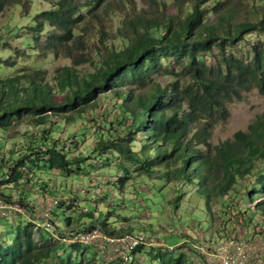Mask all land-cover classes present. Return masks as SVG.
<instances>
[{
	"label": "trees",
	"instance_id": "trees-1",
	"mask_svg": "<svg viewBox=\"0 0 264 264\" xmlns=\"http://www.w3.org/2000/svg\"><path fill=\"white\" fill-rule=\"evenodd\" d=\"M47 1L54 8L38 13L27 28L30 35L40 40L47 20L50 29L46 46L40 44V50L33 48L30 37L23 33L19 37H24L30 49L23 46L21 54L47 49L66 52L73 44L79 47L85 41L89 46L82 54L73 56L71 64L59 67L52 80L42 69L9 76L0 74V130L16 126L13 121L22 123L31 118L41 125L42 132L32 147L48 142L41 158L38 156L41 150L30 154L31 147L22 148L23 158L18 163L15 158L10 167L11 178H3L0 185L25 181L23 170L28 165L31 169L42 166L63 171L82 170L77 176H85L88 175L86 166H93L104 154L108 155L106 162L114 159L122 167V174L113 180L115 185H124L133 175L151 177L156 173L166 184L196 180L205 193L210 215L215 197L237 189L236 196L229 198L228 206L243 215L246 227L254 225L257 216L264 219V118L253 121L246 130H238L232 138L217 144L212 142L216 120L228 117L231 101L241 99L244 92L253 88L264 92V12L255 21L235 22L227 7L230 0H141L152 8L149 15H142L130 10L135 0H122L129 12L116 16L120 26L113 34L106 35L103 25L95 33L89 31L92 26H87L94 17L91 12L106 0ZM170 1L176 6L172 13L167 11ZM11 2L0 0V11ZM209 14L216 18L211 21ZM88 61L94 71L79 74L77 65ZM6 66L11 68L16 64L2 60L0 53V68ZM108 94L120 99L114 104L115 121L106 123V131L102 129L104 135L98 140L86 138L82 146L88 154L77 153L79 158L70 159L65 151L73 150L78 143L72 136L67 139L57 133L51 136L49 130H42L45 127L42 124L47 123L49 114L83 112L100 95ZM52 125H56L55 131L65 129ZM53 128L46 126L45 129ZM27 140L32 142L31 138ZM92 141L94 144L90 145ZM16 165H21V169ZM0 197L9 202L13 195L1 192ZM24 197L23 192L20 202L33 209L32 204L22 200ZM57 200L48 210L45 226H38L37 239L27 229L33 225L29 222L10 243L0 246V264H116L120 261L146 264L149 261L144 252L160 255L158 264H188L187 261L196 259L194 248L191 253L165 247L155 252L156 247L147 248L144 244L131 250V259L110 262L104 256L97 262L98 254L93 251L97 249L92 244L71 243L89 249L77 255L65 253L53 236L55 233L64 236L59 227L64 223L69 225L72 212L66 206L71 201L69 198ZM237 202H242L244 207H237ZM66 210L69 216L64 222L59 212ZM7 212L4 210L0 215V221L22 216L21 212L13 211L10 215ZM227 224L228 221L223 226ZM50 226L55 230L50 231ZM200 231L204 230L198 229L197 234ZM198 238L204 239V235ZM174 252L179 254L171 259L161 258Z\"/></svg>",
	"mask_w": 264,
	"mask_h": 264
},
{
	"label": "rangeland",
	"instance_id": "rangeland-1",
	"mask_svg": "<svg viewBox=\"0 0 264 264\" xmlns=\"http://www.w3.org/2000/svg\"><path fill=\"white\" fill-rule=\"evenodd\" d=\"M152 7L154 8L155 5L152 4ZM227 7L235 22L255 21L264 12V0H230L227 2ZM52 8L54 6L47 0H13L0 11L1 59L16 64L15 67L11 68L7 66L4 69L0 68L1 76L14 75L19 71L33 73L37 69H42L46 72L47 78L52 80L55 71L59 67L71 64L72 57L82 54L85 47L89 46L85 41L79 47L73 44L70 51L66 52L47 49L40 53L21 54L23 46L30 49L28 45H25L24 37H19L23 33L30 37L29 40L32 42L33 48L40 50V44L46 46L47 30L50 29L47 20L45 21L46 29L40 40L30 35L27 28L29 22L38 13ZM167 8L169 13L176 11V6L171 1L167 3ZM130 10L142 15H149L152 12L151 5L141 0L132 1ZM126 12H129V10L122 0H106L104 5L91 12V16L94 17L89 19L87 24L88 28L92 26L91 29L89 28L90 33H95L98 26L103 25L107 30L106 35L113 34L120 26V20L116 16ZM208 18L212 21L216 17L209 14ZM14 27L18 30L14 31ZM11 30L16 34V37L12 36ZM92 58H96V56L92 54ZM94 60H97V58ZM94 69L89 61L77 65L79 74L94 71ZM116 102H120L116 95H100L94 105L85 108L83 112L49 114L50 118L47 119L46 124H42L45 126L42 130H49L51 136L55 133L61 134L65 139L72 136L78 145L73 150H66L65 153L75 161L80 157L77 153L81 155L88 154L86 148L82 146L87 142L86 138L93 137L98 140L100 136L104 135L102 129L106 131V123L109 124L115 121L114 104ZM261 118H264V92L258 88H253L248 92H244L241 99L235 98L228 104V117L216 120V125L212 131V142L217 144L232 138L238 130H246L250 123ZM33 120L27 118L22 123L13 121L12 124H17L16 126L7 130H0V176L4 175L5 171L11 170L10 167L15 158L16 163L23 158L20 156L24 153L22 148L31 147L30 154L41 150L38 155L39 158L47 150L45 145L48 142L43 145L35 144L32 147L34 141L38 140L37 137L42 134L41 127ZM53 123L64 126L65 129L55 131L56 125H52ZM46 126L54 128L45 129ZM77 132L78 138H75ZM28 138H31L32 142L31 140L28 141ZM50 143L52 144V142ZM93 144L94 141L90 142V145ZM107 156L103 154L102 157L94 161L93 166L87 165L86 172H88V175L85 176H77L80 172H84L82 170L63 171L57 168L45 169L46 167L42 166L31 169L32 166L28 165L23 170L25 181L19 180L15 185L2 183L0 191L2 194H14L16 197L21 196L24 192L25 197L22 200L34 205L37 212L33 215V219L36 223L27 227V229L32 230L35 239H37L40 232L37 229L38 225L44 226V222H47L49 216L47 214L49 211L46 208H40L42 204L40 200H48L49 197L47 196H67L73 191L80 205L88 207L90 213L87 215L77 213V208L73 204L75 198L70 200L71 204L67 205L68 208L66 209L74 212L69 217V225L64 223L59 227L65 235L79 227V222L84 223L94 220L95 225H103L109 233L116 234L115 232H119L118 234H120L124 231H134L137 234L145 235L147 238H153V240L151 239L153 242L155 239L157 243H164L166 249L173 247L178 252L187 247L185 243L193 246L194 239H197V243L200 242L197 234L198 229L204 230L198 233L203 234L206 240L249 238L253 235L254 240L264 241V224L254 226L247 234L246 225L243 223V215L237 214L233 206H228L229 198L236 196L237 189H232L225 196L215 197L212 201L213 213L210 215L206 210L205 193L203 189H199L196 180L192 183L183 180L181 183L171 182L166 184L164 180L158 179L159 173H156L151 177L148 174L133 175L131 180L124 185H115L113 180L117 178V174H122V167L115 164L114 159L106 162L105 158ZM16 167L21 169V165H16ZM96 177L97 179H95ZM235 205L244 207L242 202H237ZM4 207L0 206V212L4 210ZM67 212V210L59 212L60 218L64 222L69 216ZM29 215V213H23L20 217L16 215L15 219L0 221V246L10 243L11 238L22 228H25V224L30 222ZM42 218H45V221L40 220ZM256 220L261 221L264 219L262 216H258ZM226 221H228L227 228L223 226ZM108 225L111 227L110 229ZM54 230L55 227L50 226V231ZM4 237L6 240L3 239ZM53 237L56 239L55 241L61 244V248L65 253L77 255L83 251L85 253V250L89 249L85 245L66 244L56 233ZM149 250L153 251L154 248ZM156 251H159V248H155ZM178 252L162 254L161 258L171 259L177 256ZM260 252L258 250V253ZM144 253L149 261L146 264H158L160 255L153 256V254ZM188 255V253H185V256ZM139 256L140 253L137 254L138 261ZM96 258L97 262H100V258ZM192 258L190 256V260ZM138 261L137 263H139ZM122 263L121 261L116 262V264ZM187 263L195 264L193 259L187 261Z\"/></svg>",
	"mask_w": 264,
	"mask_h": 264
},
{
	"label": "clouds",
	"instance_id": "clouds-1",
	"mask_svg": "<svg viewBox=\"0 0 264 264\" xmlns=\"http://www.w3.org/2000/svg\"><path fill=\"white\" fill-rule=\"evenodd\" d=\"M41 126V125H39ZM10 179L11 178V170L9 171H5L4 175L0 176V181L3 179ZM96 179V178H95ZM1 194V191H0ZM72 197L71 196H65V195H60V196H47L49 197L48 200H40L41 201V206L40 208H46L47 210L50 209V207L52 205H54L55 203H57V199H64V198H69L70 200H73V198H75L74 203H75V207L77 208V213L82 214L85 213L84 215H87L90 213V210L88 207H82L80 205V203L78 202L77 197L74 195L73 191L72 193ZM74 195V196H73ZM0 199L3 201L4 204V210H8V215L12 214L13 211H17V212H21L23 213H29V217H30V222H32L33 224L36 223L35 220L33 219V215H35V211L36 209L33 208L31 209L28 205H25L24 203H20V195H18V197H16L13 194V197L11 200H9V202H5L4 198L0 197ZM73 203V204H74ZM31 204V203H30ZM34 206V205H33ZM4 210H2L0 212V215L4 213ZM70 212H74L71 211ZM258 217V216H257ZM16 218V215H15ZM263 218V216H262ZM40 221V220H39ZM254 225H252L249 229L246 227L247 229V234L250 233V230L252 228H254V226L258 225V224H264V220L258 221L255 219L254 221ZM108 224V223H105ZM104 224V225H105ZM40 225V224H39ZM38 225V226H39ZM92 225V226H90ZM44 226H45V222H44ZM79 227H76L74 229V231H70L68 233V235H65L64 232H62L64 234V236H62L60 239H62L63 242H65L66 244H71V243H85V244H92V247L95 248V246L93 245L92 242L90 241H83L81 240V237L86 238V234L87 233H91V231H93L96 228H99L102 233L106 236H113V237H117V238H121L124 237L125 235H140L143 237L144 241L140 244H144L145 246L148 247H156V248H164V243H157L154 239V242L151 241V239L153 240V238H147L145 235L143 234H137L134 231H124L120 234H112L109 233L107 231V229H104V227H102L101 225H95L94 220H89V222H79ZM109 226V225H108ZM111 227L109 226V229ZM225 228H227V225L225 226ZM123 229V228H122ZM114 231V230H111ZM67 234V233H66ZM202 234H198V236H200ZM68 236V237H67ZM77 236V237H76ZM253 235L251 237H247V238H234V239H229V240H223V239H217V240H206V238L204 239H199L200 241L199 243H197V245H195V243L193 244V246H190L188 244L185 243V245L187 247L183 248L182 250L187 251V252H192V248H194L196 251V259L194 260L195 264H209L208 261L209 259H221V257L223 256H229L231 258H234L238 261V264H264V241H260V240H254ZM140 244L136 245L133 249H135L136 247H138ZM168 249V248H167ZM173 249V247H171L169 250ZM175 249V248H174ZM132 250V249H131ZM131 250L126 253L125 255L122 256H116L114 258L107 257L104 258L106 260V262H110L112 260H116L118 258H123V259H131ZM258 250H260L261 252L258 253ZM96 253H98V257L103 256L98 250H93Z\"/></svg>",
	"mask_w": 264,
	"mask_h": 264
},
{
	"label": "built area",
	"instance_id": "built-area-1",
	"mask_svg": "<svg viewBox=\"0 0 264 264\" xmlns=\"http://www.w3.org/2000/svg\"><path fill=\"white\" fill-rule=\"evenodd\" d=\"M0 206H4L3 201L0 199ZM86 238L81 237L83 241H90L96 249L107 259V257L122 256L128 253L136 245L144 241L142 236L138 235H125L124 237L117 238L113 236H106L99 228L94 229L91 233H87ZM77 237V236H76ZM209 264H238V261L229 256H223L221 259H209Z\"/></svg>",
	"mask_w": 264,
	"mask_h": 264
},
{
	"label": "bare ground",
	"instance_id": "bare-ground-1",
	"mask_svg": "<svg viewBox=\"0 0 264 264\" xmlns=\"http://www.w3.org/2000/svg\"><path fill=\"white\" fill-rule=\"evenodd\" d=\"M1 195V194H0ZM21 203V202H20ZM36 207V206H35ZM38 208V207H37ZM43 209V208H42ZM51 209V208H50ZM50 211V210H49ZM35 212H37V211H35ZM8 215V214H7ZM35 217V216H34ZM44 219V218H43ZM48 221V220H47ZM102 227H104V226H102ZM105 229V228H104ZM139 247V246H138ZM94 249V248H93Z\"/></svg>",
	"mask_w": 264,
	"mask_h": 264
}]
</instances>
